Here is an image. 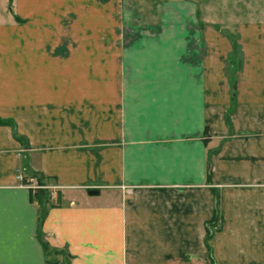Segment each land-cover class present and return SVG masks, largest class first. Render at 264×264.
Listing matches in <instances>:
<instances>
[{"label": "crops", "instance_id": "obj_1", "mask_svg": "<svg viewBox=\"0 0 264 264\" xmlns=\"http://www.w3.org/2000/svg\"><path fill=\"white\" fill-rule=\"evenodd\" d=\"M8 1L5 31L15 27ZM33 1L29 33L61 31L51 11L86 3L75 32L96 31L97 19L111 32L109 0ZM154 19L134 27L125 73L110 72V57L93 79L76 60L31 53L22 74L0 73V118L10 120L0 123V264H264V22L209 24L192 0L169 1ZM81 82L104 98L102 189L88 185L92 158L80 159ZM46 179L56 198L41 205L32 192Z\"/></svg>", "mask_w": 264, "mask_h": 264}, {"label": "rangeland", "instance_id": "obj_2", "mask_svg": "<svg viewBox=\"0 0 264 264\" xmlns=\"http://www.w3.org/2000/svg\"><path fill=\"white\" fill-rule=\"evenodd\" d=\"M1 1V0H0ZM172 0H109L107 1L111 9V32L104 33L100 25L103 23L96 20V31H82L75 32L76 15L87 12L83 10H52L54 15L63 16L61 20L62 29L59 32H44V33H29L28 28L24 27L26 18L24 10V0H9L8 8L13 15V23L15 27L8 28L7 31L0 28V73L3 74H22L23 61L30 55L32 59L46 56L48 58L58 60H76L79 62V75H93L98 78L99 75L105 73V68L109 63L110 57V72L115 75L120 72H126L125 67L122 71V58L124 57L126 44L129 43L136 36L134 27L136 25H150L154 22L157 11L166 9V5ZM195 2L198 15L202 20L209 24L223 26L225 28H232L238 24L248 21L264 22V0H192ZM38 4V1H33ZM164 5V6H163ZM32 6L33 10H38L39 7ZM1 11V3H0ZM99 11H97V18ZM61 21L60 24H61ZM88 24V19L86 20ZM74 22V23H73ZM127 22V23H126ZM147 23V24H145ZM128 24L131 25L128 27ZM81 26L82 23L80 24ZM85 25V24H84ZM108 30L109 28L106 27ZM91 43H94V48H91ZM124 47V48H123ZM105 60V61H104ZM36 66V65H35ZM77 67V65H76ZM76 67H70L76 72ZM65 73H70L67 70V65L64 64ZM38 69V66H37ZM81 84L80 94L75 95L79 106V131L80 143L79 150L81 151V163L85 162L83 159L85 155L92 158V162H88V171H94L95 177L90 178L91 187H103V158H104V137H103V116H104V98L99 95L97 91L90 92L88 83ZM94 86L98 83L93 82ZM89 95V96H88ZM71 100V99H70ZM69 99L64 98L65 104L70 102ZM118 96H113V121L118 117L114 114L115 109L118 108ZM69 104V103H68ZM147 115H141V119L146 120ZM129 121L134 120L129 116ZM129 126V124H128ZM135 129L127 128L128 138L135 134ZM114 132V128H113ZM140 132V131H138ZM150 132V131H145ZM119 139V138H118ZM113 138L112 142L114 143ZM119 141V140H118ZM84 154V155H83ZM39 179V178H37ZM100 181V182H95ZM42 183L41 189L45 190L47 201H55L51 196V185L53 181L46 179ZM49 182V183H47ZM40 184V183H38ZM48 184V185H47ZM62 191V192H61ZM68 191V192H67ZM59 199L70 196L69 190H59ZM63 197V198H64Z\"/></svg>", "mask_w": 264, "mask_h": 264}, {"label": "trees", "instance_id": "obj_3", "mask_svg": "<svg viewBox=\"0 0 264 264\" xmlns=\"http://www.w3.org/2000/svg\"><path fill=\"white\" fill-rule=\"evenodd\" d=\"M6 122H10V120H8V119H1L0 118V123H6ZM32 193H33V195H32L33 198H35L39 204L43 205L44 202H48L47 201V198H46L45 190H43L41 188H37V189H34ZM215 201H216V205H215V216L213 217L214 220H216L217 219V216H218L217 215V212H218V206H217V204H218V198H217V195L215 196ZM211 224H212V222L209 221V226ZM209 236H210V231L207 229V237H209ZM39 240L41 241V244L44 246V248H46L47 246H46L45 242L42 239H40V238H39ZM208 248H209V251H210L209 245H208Z\"/></svg>", "mask_w": 264, "mask_h": 264}, {"label": "water", "instance_id": "obj_4", "mask_svg": "<svg viewBox=\"0 0 264 264\" xmlns=\"http://www.w3.org/2000/svg\"><path fill=\"white\" fill-rule=\"evenodd\" d=\"M87 192L89 194H96L97 193V190L96 189H89Z\"/></svg>", "mask_w": 264, "mask_h": 264}, {"label": "built area", "instance_id": "obj_5", "mask_svg": "<svg viewBox=\"0 0 264 264\" xmlns=\"http://www.w3.org/2000/svg\"><path fill=\"white\" fill-rule=\"evenodd\" d=\"M16 177L19 179V180H22L23 179V176L21 174H17ZM34 187H37V186H34Z\"/></svg>", "mask_w": 264, "mask_h": 264}]
</instances>
